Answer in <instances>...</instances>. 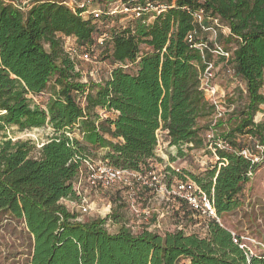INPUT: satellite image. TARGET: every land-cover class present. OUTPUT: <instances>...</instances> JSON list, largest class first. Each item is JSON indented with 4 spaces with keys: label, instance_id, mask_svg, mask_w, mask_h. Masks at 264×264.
Segmentation results:
<instances>
[{
    "label": "trees",
    "instance_id": "obj_1",
    "mask_svg": "<svg viewBox=\"0 0 264 264\" xmlns=\"http://www.w3.org/2000/svg\"><path fill=\"white\" fill-rule=\"evenodd\" d=\"M122 1L134 8L148 3L168 8L144 11L128 26L109 30L103 45L114 67L105 81L95 82L83 79L64 42L74 37L98 60L95 47L109 34L103 26L110 17L100 26L82 17L86 6L0 0V228L11 219L26 225L33 240L30 264H264V255L250 254L240 236L235 242L216 220H209L204 236L183 229L135 234L126 227L111 233L106 223L119 216L116 210L82 221L61 202L78 199L73 185L85 157L143 170L156 157L159 131L167 132L180 154L188 143L205 145L202 133L209 125L201 121L211 119L215 107L201 88V52L187 40L200 9L206 22L218 17L229 27L226 41L237 44L230 62L246 82L248 102L238 124L223 135L237 151H220L228 163L191 174L192 179L213 197L221 216L241 206L248 174L259 166L238 153L237 137L264 140V121H255L264 112V0ZM139 55L132 69L117 66ZM47 93L45 106L33 100ZM15 126L21 131L49 126L52 132L38 145L10 137L7 131ZM167 171L170 180L187 178L171 167Z\"/></svg>",
    "mask_w": 264,
    "mask_h": 264
},
{
    "label": "rangeland",
    "instance_id": "obj_2",
    "mask_svg": "<svg viewBox=\"0 0 264 264\" xmlns=\"http://www.w3.org/2000/svg\"><path fill=\"white\" fill-rule=\"evenodd\" d=\"M23 5H28L34 0H15ZM66 2L70 7L86 6L87 10L81 13L82 17L92 19L94 23L100 26L104 25L105 18L107 24L103 29L108 31L114 27L128 26L134 16V7L132 2L122 0H59ZM125 7L129 11H125ZM101 10V17H95L94 12ZM116 10L117 13L110 14ZM110 12V13H109ZM221 26L218 27L217 37L218 43L222 46L233 49L236 47L235 42H227L226 38L230 32L229 27L220 21ZM222 34V35H221ZM213 34L205 32L201 37L211 40ZM106 36V35H105ZM105 43V42H104ZM76 46L77 41L74 43ZM101 45L95 47L98 60L86 61L85 59H76L78 68L84 74L85 80L102 79L105 81L111 69V61L107 57L109 46ZM146 50V46H141V51ZM91 52L90 50H87ZM103 52V54H102ZM217 67V82L221 85L226 93L224 98L226 108L231 106L224 117L219 121V134L222 136L231 131L239 122L241 109L248 102L246 82L234 74L229 72L225 61L218 57H214ZM231 67L234 65L229 62ZM49 94L33 97L36 103L45 104ZM228 105V106H227ZM99 111V109H98ZM261 113V112H260ZM257 112V117L261 118ZM209 119L201 121V125L208 128ZM52 129L49 126L32 128L27 130H19L18 127H12L7 134L13 139H32L38 145L47 140ZM206 132L202 133V137H206ZM241 146H250L255 149L257 138H251L247 135L238 136ZM95 154L102 156L103 151H94ZM94 158H98L93 155ZM172 157L175 160L172 161ZM206 162V163H205ZM205 163V164H204ZM216 163L211 153L205 148V145L191 147L184 145L183 154L179 153L176 146L170 145L167 137L161 135L160 149L156 152V157L151 161L150 166L153 167L159 177L157 189L148 188L136 184L133 187L115 186L112 188H88L87 193L92 201V210L81 215L77 208L73 206L72 199L63 198L62 203L67 208L79 215V220L87 221L93 218H105L116 210L118 217H112L106 223L109 232L116 233L122 227L129 228L133 233L142 232L143 229L158 231L160 233L173 232L183 229L188 233H198L202 236L206 234L209 220L197 216L177 196L172 193L177 178L171 176L167 171V167H171L183 172L185 177L191 178L192 175H202L208 169L212 168ZM165 175V177H164ZM241 206L229 213L221 215V224L234 232L236 236H240L242 245L250 254L264 255V162L259 164L256 172L251 180L245 185L241 195ZM0 264H30L32 254V237L28 232L26 225L22 221L5 220L0 228Z\"/></svg>",
    "mask_w": 264,
    "mask_h": 264
},
{
    "label": "built area",
    "instance_id": "obj_3",
    "mask_svg": "<svg viewBox=\"0 0 264 264\" xmlns=\"http://www.w3.org/2000/svg\"><path fill=\"white\" fill-rule=\"evenodd\" d=\"M167 8L168 6L165 3H148L145 6L135 7L134 15L140 17L144 11H153L160 14ZM125 11H129V8L125 7ZM102 13L103 12L101 10L95 11L94 16L101 17ZM115 13H117L116 10L112 11L110 14ZM152 18L153 17H151L150 20ZM195 18L198 25L195 29L188 33L187 40L192 47L199 49V51L201 52L202 66L199 67L201 88L203 89L206 98L215 107V111L209 121V128L205 137V148H207L208 151L211 153L212 157L218 164V167H221L222 165H226L228 163V159L221 157L220 151L235 152L237 151V149H235V146L230 140L224 138L218 132V122L224 117V115L226 114L228 109H230L231 106L227 105L228 109L226 108V104L224 101L226 93L222 89L221 85L217 82L218 67L215 59L213 58L216 56L225 61L227 64L228 71L236 74L235 69L229 64L233 56V49H227L226 47L218 43V27L221 26V20L218 17L210 18V22H206L204 10L200 9L195 13ZM205 32L213 34L211 40L201 37V34ZM75 40L76 39L74 37L65 38L64 47L66 51L70 54V56L74 60L85 59L86 61H94L93 56L89 51L81 50L78 45L76 46L75 44H73ZM105 40L106 36H102L99 39V44L103 45ZM140 58L141 55H139L136 61L134 62L127 61L124 63H118L117 66H121L124 69H132L139 62ZM113 67L114 66L111 65L108 77L111 75ZM94 81L102 82L103 80H97L95 78ZM246 91L247 90H245V92ZM49 98L50 95L48 99ZM43 106H45V104H43ZM98 112L101 117H106L108 114L105 109H99ZM260 116L261 118L257 117L255 119L256 122L264 121V112L261 111ZM162 133L163 131H159L157 135L158 144L156 147V152H158L160 149ZM70 135L73 136V134ZM251 138L255 139V137L252 136ZM255 141V149H252L250 146H242L241 148H239L238 153L244 156L245 158L249 159L252 164H261L262 162H264V140L263 142H260L259 140ZM186 145L194 147L193 143H188ZM82 161L83 167L80 169L73 185L74 191L76 192L78 199L72 201L73 206L77 208L78 212L81 215L87 214L92 210V201L87 193V187H133L136 184H139L143 187L157 189L159 177L161 176L158 175L155 169L151 166L143 170H132L122 167H116L114 165H111L107 160H103L99 157H85L82 159ZM248 175L252 177L254 174L252 172H249ZM86 185L87 187H85ZM171 191L174 195L177 196V199L184 203L185 206H187L197 216L206 218L208 220H216L217 222L221 223V217L217 212L213 197L208 194L205 190H203V188L194 179L187 177L186 179L178 180L174 184ZM232 233L234 236V241L238 242L236 234L234 232ZM241 246L243 247V245Z\"/></svg>",
    "mask_w": 264,
    "mask_h": 264
},
{
    "label": "crops",
    "instance_id": "obj_4",
    "mask_svg": "<svg viewBox=\"0 0 264 264\" xmlns=\"http://www.w3.org/2000/svg\"><path fill=\"white\" fill-rule=\"evenodd\" d=\"M162 134H164L165 135V137H166V132L165 131H163V133Z\"/></svg>",
    "mask_w": 264,
    "mask_h": 264
}]
</instances>
